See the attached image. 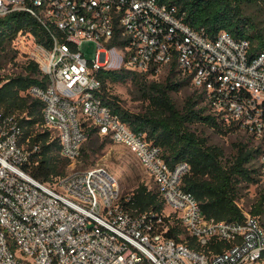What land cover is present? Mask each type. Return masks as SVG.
Listing matches in <instances>:
<instances>
[{
    "label": "built area",
    "instance_id": "1",
    "mask_svg": "<svg viewBox=\"0 0 264 264\" xmlns=\"http://www.w3.org/2000/svg\"><path fill=\"white\" fill-rule=\"evenodd\" d=\"M13 11L35 16L50 32L47 47L20 31L16 49L29 42L46 85L28 92L44 102L46 124L61 141L62 156L81 155L88 126L135 154L158 186L166 216L179 219L202 246L228 241L221 252L196 250L166 234L146 212H133L118 179L96 166L42 182L25 170L41 150L28 146L23 127L0 107V264H259L264 226L243 209L236 221L208 218L182 186L187 161L170 167L162 148L135 132L103 100L99 72L125 67L158 75L173 61L179 74L203 93L208 112L225 127L249 132L260 146L264 182V51L227 30L213 34L185 21L176 6L159 0H0V17ZM96 43L89 58L82 49ZM4 68V67H3ZM2 69V68H1ZM0 69V74H1ZM5 82L0 75V87ZM38 162V160L36 161ZM162 219L159 218L157 222Z\"/></svg>",
    "mask_w": 264,
    "mask_h": 264
},
{
    "label": "trees",
    "instance_id": "2",
    "mask_svg": "<svg viewBox=\"0 0 264 264\" xmlns=\"http://www.w3.org/2000/svg\"><path fill=\"white\" fill-rule=\"evenodd\" d=\"M169 6H176L179 14H185V21L195 28L205 27L215 34L224 29L235 38L250 40V53L264 51V34L250 17L245 16V6L261 4L264 0H159ZM20 31L32 32L37 41L50 47L52 37L49 30L40 21L26 11H13L0 17V56L6 54ZM0 63V69L3 68ZM150 73L128 70L125 67L99 72L103 81V100L113 112L138 133L145 134L149 141L162 148V155L170 167L187 161L191 169L184 175L182 186L191 192L200 202L203 213L208 218L224 221H236L243 218L242 207L238 200L244 187L259 183L261 178L260 146L249 147L237 144L231 159H226L221 146L209 143L205 136L192 128L195 124L214 127L222 133L232 131L208 112L203 93L198 89L189 94L180 108L173 97V92L180 91L190 84L182 77L173 61L167 76L162 81L149 80ZM131 80L139 89L143 100L148 102L144 112L134 113L123 108L117 96L109 91L108 84ZM45 75L39 62L28 59L23 72L8 76L0 87V107L6 115L14 117L23 127V138L29 139L28 146L39 144L41 150L35 153L31 162L24 168L42 182H53L56 177L65 175L66 166L72 162L61 154V141L50 129H43L46 124L44 102L28 90L32 85H46ZM88 139H93L97 129L88 126ZM109 138V137H108ZM87 148L83 145L81 157ZM38 160V162H36ZM259 160V166L256 161ZM130 194V199L123 200L125 206L133 212H146L161 229L167 227L166 234L187 243L196 250L221 252L228 249V241H212L202 246L197 238L187 232L176 215L166 216V202L160 190L152 189L141 183ZM259 217L264 226V193L249 209ZM161 218L160 222L157 220ZM174 221L173 223L171 221ZM183 234L185 235L183 237Z\"/></svg>",
    "mask_w": 264,
    "mask_h": 264
},
{
    "label": "rangeland",
    "instance_id": "3",
    "mask_svg": "<svg viewBox=\"0 0 264 264\" xmlns=\"http://www.w3.org/2000/svg\"><path fill=\"white\" fill-rule=\"evenodd\" d=\"M245 16L250 17L257 25V29L264 34V7L261 4L246 5ZM25 45L20 44V49H16L14 43L7 48L6 54L0 56V63L4 68L1 69V76L4 80L8 76L17 75L23 72L25 63L28 60L27 53L29 42L25 40ZM82 49L87 56L91 58L96 50V43L86 41ZM166 70L158 75L149 76V80L162 81L167 76ZM109 91L112 95L117 96L120 105L134 113L144 112L148 102L143 100L139 89L131 80L125 82H112L108 84ZM196 88L190 83L178 92H173L176 104L182 108L189 94H193ZM201 106H207L205 102ZM50 129L56 135V131L45 125L43 129ZM197 133L205 136L209 143L221 146L224 149L226 159H231L236 152L237 144H248L249 147L258 146V142L247 131L243 129L232 130L222 133L214 127L205 124L192 125ZM87 154L79 157L77 160L66 166V172L72 170H84L96 166L105 168L109 173L115 176L123 188V194H129L136 189L141 183L147 184L150 188L158 190V186L149 173L144 169L135 154L125 144L113 141L108 137L95 134L93 139H87L84 143ZM259 166V160L256 161ZM260 193H264V182L261 180L257 184L245 186L241 198L238 200L240 207L250 209L257 201ZM166 206L165 212H170ZM174 222L173 220L171 221ZM185 235L183 234V237ZM259 264H264L261 260Z\"/></svg>",
    "mask_w": 264,
    "mask_h": 264
}]
</instances>
